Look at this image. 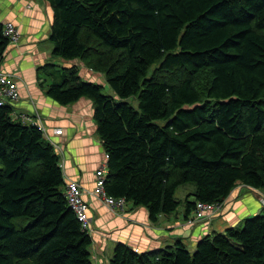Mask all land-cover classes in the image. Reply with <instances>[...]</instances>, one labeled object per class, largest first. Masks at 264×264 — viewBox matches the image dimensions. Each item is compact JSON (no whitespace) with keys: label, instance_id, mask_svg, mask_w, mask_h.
Masks as SVG:
<instances>
[{"label":"trees","instance_id":"obj_1","mask_svg":"<svg viewBox=\"0 0 264 264\" xmlns=\"http://www.w3.org/2000/svg\"><path fill=\"white\" fill-rule=\"evenodd\" d=\"M45 1L53 55L103 74L117 96L75 67L40 69L57 80L47 95L58 104L92 100L109 196L156 222L183 202L189 220L197 203L223 205L241 185L264 190V0ZM9 45L0 25V53ZM134 97L140 111L124 102ZM13 112L0 107V264H94L59 155ZM109 264H264V213L194 251L181 240L152 252L119 243Z\"/></svg>","mask_w":264,"mask_h":264},{"label":"crops","instance_id":"obj_2","mask_svg":"<svg viewBox=\"0 0 264 264\" xmlns=\"http://www.w3.org/2000/svg\"><path fill=\"white\" fill-rule=\"evenodd\" d=\"M53 18V9L45 0H0V25L12 23L21 34L19 43L8 47L3 67L15 76L19 85L20 99L13 105L14 112L41 119L52 141L63 151L66 185L72 180L84 189L83 199L89 205L92 225L94 264H109L119 243L137 252H152L181 240L194 251L204 237L229 228L240 229L247 219L264 213L260 203L264 191L244 185L231 193L218 218L193 225L187 222L185 207L153 222L144 207L127 203L124 210L113 211L95 197L92 194L95 174L105 162L106 152L98 135L93 102L82 98L67 106L58 104L47 95L48 87L57 80L40 69L46 65L59 69L75 67L82 80L97 82L104 88L109 86L103 74L88 69L80 61H65L53 55L50 38ZM57 129L63 131L61 135L55 133Z\"/></svg>","mask_w":264,"mask_h":264},{"label":"built area","instance_id":"obj_3","mask_svg":"<svg viewBox=\"0 0 264 264\" xmlns=\"http://www.w3.org/2000/svg\"><path fill=\"white\" fill-rule=\"evenodd\" d=\"M3 34L9 40L10 45L19 43L21 34L19 29L12 23H7L3 27ZM9 45V46H10ZM5 53H0V107L13 105L19 101L20 92L19 85L15 76L9 74L4 70L3 62L5 59ZM12 118L14 121H19L24 125L36 127L40 131L45 139L54 147L56 153L61 159L60 167L64 173V161L63 151L61 147L52 141L50 135L48 134L44 124L41 119L35 115L29 114H17L13 112ZM61 129H57L55 133L57 135L62 134ZM109 156L105 154V162L101 167L96 171L95 174V188L92 194L103 201L107 207L111 208L113 211H122L124 210L127 202L125 199H115L107 194L105 189L106 179H107V161ZM84 189L78 182L68 181L66 197L68 203L72 210L74 211L78 221L81 223L84 230L92 233L91 220L88 214L89 205L83 199ZM260 203L264 209V197L260 199ZM223 205L219 204H208V203H197L196 211L193 213L192 217L188 220L190 224L197 222L210 221L212 218L216 217L218 214L223 212Z\"/></svg>","mask_w":264,"mask_h":264},{"label":"rangeland","instance_id":"obj_4","mask_svg":"<svg viewBox=\"0 0 264 264\" xmlns=\"http://www.w3.org/2000/svg\"><path fill=\"white\" fill-rule=\"evenodd\" d=\"M74 62L78 63V61H74ZM157 66H158V65H154V66L150 69V71H149V77L151 76V74H152L154 68L157 67ZM85 82H90V81H85ZM92 83H93V82H92ZM94 83H95V84H98L97 82H94ZM103 91H104L105 95L111 96L112 98H116V97H117L116 94H115V92H114L113 90H111L109 87H108V88L105 87ZM124 102L129 103V104H130L132 107H134L137 111H140L139 101H138V99H137L136 97H134V98H130V99H127V100H124ZM165 123H166L165 121H158V122H157V124L160 125V126H164ZM193 188H194V190H195V186H193L192 184H189V185L185 186L184 188L179 189L178 192H177V197H178L179 199H181L182 201H184V199L186 198L187 194L190 193V192H192ZM263 191H264V190H263ZM183 206H184V202H183V204H182V207H183ZM187 222H188V221H187ZM28 223H29V220H24V221L21 222V223H19V222L17 221V226H18L19 228H23V227H25ZM188 224H189V225H193V224H190L189 222H188ZM194 224H195V223H194Z\"/></svg>","mask_w":264,"mask_h":264}]
</instances>
